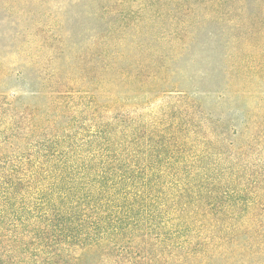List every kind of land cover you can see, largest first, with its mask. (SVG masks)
Wrapping results in <instances>:
<instances>
[{"label":"trees","instance_id":"trees-1","mask_svg":"<svg viewBox=\"0 0 264 264\" xmlns=\"http://www.w3.org/2000/svg\"><path fill=\"white\" fill-rule=\"evenodd\" d=\"M160 1L119 30L114 1L95 7L73 47L16 33L0 57V264H264L253 116L225 124L174 65L204 0Z\"/></svg>","mask_w":264,"mask_h":264},{"label":"rangeland","instance_id":"rangeland-1","mask_svg":"<svg viewBox=\"0 0 264 264\" xmlns=\"http://www.w3.org/2000/svg\"><path fill=\"white\" fill-rule=\"evenodd\" d=\"M112 1L116 7L107 20L117 30L124 15L136 17L139 9L153 12L166 5L160 0H0V57L20 32H44L56 41L63 39L70 47L78 34L79 43L85 44L95 7L100 9ZM151 29L159 32L158 27ZM131 32L126 29L123 33L128 43ZM190 32L187 51L174 65L184 74L192 68L197 82L212 89L198 93V98L206 111L227 115L225 124L231 121L243 126L253 116L264 146V0H204L191 15ZM144 41L155 48L166 47L147 38ZM190 57H194L192 65L184 61ZM181 72H176L174 81L181 80Z\"/></svg>","mask_w":264,"mask_h":264}]
</instances>
